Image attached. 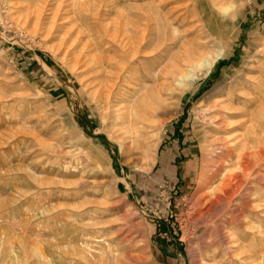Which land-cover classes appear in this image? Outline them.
I'll list each match as a JSON object with an SVG mask.
<instances>
[{
  "label": "rangeland",
  "instance_id": "obj_1",
  "mask_svg": "<svg viewBox=\"0 0 264 264\" xmlns=\"http://www.w3.org/2000/svg\"><path fill=\"white\" fill-rule=\"evenodd\" d=\"M149 26L139 96L116 107L144 97L136 131L96 61ZM263 73L264 0H0V264H264V152L198 214L220 160L264 148Z\"/></svg>",
  "mask_w": 264,
  "mask_h": 264
},
{
  "label": "bare ground",
  "instance_id": "obj_2",
  "mask_svg": "<svg viewBox=\"0 0 264 264\" xmlns=\"http://www.w3.org/2000/svg\"><path fill=\"white\" fill-rule=\"evenodd\" d=\"M147 21H150V17H148L147 18ZM127 24V23H126ZM148 24V23H147ZM150 24V23H149ZM127 26V25H126ZM151 26V25H150ZM150 26H149V30H148V32L147 31H145V29H143V32H141L140 31V33L139 34H137V35H131V34H129V33H126L125 34V36H124V39L122 40V49L121 48H119V49H121L122 51L120 52V58H118V59H115V61H107L106 60V58H104L103 56V58L104 59H102V60H99V59H96V57H95V59L93 58V60L94 61H96V60H99V61H96L97 63L96 64H98V65H100V63H101V65H105V67H111V68H114L115 70L113 71V72H115V73H113V75H111V77H113V79H115L114 81H116V82H114L111 86H109L108 88H106L105 89V92L104 93H102L104 96H105V98L104 99H106V101H107V104H109L110 105V98H112V96H115L116 97V99H121V100H119V102H118V104H115L114 102H112V103H114L113 104V110H112V112H108V114L110 115V117H115L116 115V118L117 119H120V121H121V124H127V123H133V124H135V127L134 128H136V131L138 130V128L139 127H137V125H139L140 124V121L142 122V120H140L141 118H142V112H141V109H140V104L143 102V100H144V97L142 98L143 100H139V104H137V103H132L131 105H124L123 107H122V105H121V107L120 108H116V107H118V105L119 104H121L123 101H124V99H125V101H127V100H131L132 101V99L138 94V93H140V88H139V85L141 84V82H142V79H143V77L140 75V76H135L133 73H134V71H133V66H134V64H136L137 62H139L138 60H139V55H138V53L139 54H141L142 52L141 51H144L145 49H147L148 47L150 48L152 45H153V32H154V30L152 29V28H150ZM143 28H144V26H143ZM147 28V27H146ZM148 29V28H147ZM146 29V30H147ZM120 34V33H119ZM124 34V33H123ZM112 38H114V36L112 37ZM115 41V40H114ZM117 49V48H116ZM157 49V48H156ZM163 49V48H162ZM104 50V49H103ZM117 51V50H116ZM160 51V50H159ZM161 52V51H160ZM142 55V54H141ZM156 55V54H155ZM150 56V55H149ZM115 58H117V56L115 57ZM154 58H156L155 56H154ZM216 60V59H215ZM213 61H209L208 62V68H210L212 65H213ZM150 69V68H149ZM132 71H133V73H132ZM145 74V73H144ZM264 74V73H263ZM245 76L246 77H248L246 74H245ZM110 83V82H109ZM116 83L118 84V83H120V86L118 87L117 85H116ZM129 83H131L132 85L130 86L129 85ZM111 84V83H110ZM261 83H259L258 84V87H259V85H260ZM115 86V87H114ZM234 87L236 88L237 87V85L235 84L234 85ZM262 87V86H261ZM260 87V88H261ZM104 88H105V86H104ZM103 88V89H104ZM122 89H124V92L126 91L127 92V95L126 96H122V93H121V91H122ZM145 90V89H144ZM142 91V90H141ZM230 93V92H229ZM137 96H139V95H137ZM237 96L235 95V94H233V92H232V94H229V96H228V99H226V101L228 102V104L226 105V103H225V105L226 106H224L223 105V108H224V110L225 111H220V113H222V114H220V115H218V117L217 118H215L214 120H215V122H216V124H221L222 125V123H226V121L227 120H229L227 117H230L231 116V114H232V111L234 110V104H235V101H234V99L236 98ZM258 97V96H257ZM238 98V97H237ZM242 98V97H241ZM251 98V97H250ZM136 99V98H135ZM259 99V98H258ZM238 100V99H237ZM247 100V99H246ZM246 100H243V102L244 101H246ZM255 100H257L256 98H255ZM113 101V100H112ZM118 101V100H117ZM142 101V102H141ZM248 101V100H247ZM249 101H252V100H250L249 99ZM260 101V100H259ZM262 101H263V99H262ZM261 101V104H259L258 106L259 107H261L262 106V108L264 109V102H262ZM128 102V101H127ZM134 102V101H133ZM151 102V101H150ZM126 103V102H125ZM252 103V102H251ZM254 103V102H253ZM106 104V105H107ZM154 104V103H153ZM217 104H220V106H221V102L220 101H216L215 100V105H217ZM222 104H224V102L222 103ZM247 104V103H246ZM107 106V109H111V105L110 106ZM212 105H214V104H212ZM248 105H249V102H248ZM251 105V104H250ZM257 105V104H256ZM154 106V105H153ZM152 107V106H151ZM155 107V106H154ZM219 107V106H218ZM214 108H215V106H214ZM151 109V108H150ZM156 110H157V108H155ZM209 109V108H208ZM220 109V108H219ZM263 109H261V110H258V111H260V113L259 112H256V115H253V116H251V118H250V120H248V121H251V123L250 124H248V121H245L244 122V124L246 123V125H247V128L246 129H252L256 124H258L257 123V121L259 120V116L260 115H262L261 113H263ZM144 110V109H143ZM142 110V111H143ZM155 110V111H156ZM218 110V109H217ZM235 111H237V110H235ZM244 111V110H243ZM242 111V112H243ZM147 112V111H146ZM146 112H144V113H146ZM229 113H231V114H229ZM245 113V112H244ZM146 114H149V111H148V113H146ZM235 115V114H234ZM238 115H239V113H238ZM263 116V115H262ZM104 117V116H103ZM232 121H230V123H231ZM235 123V122H234ZM234 123H232V124H234ZM150 124H152V123H150ZM215 124V123H214ZM236 124V123H235ZM234 124V125H235ZM244 124H242V125H244ZM262 125V124H261ZM218 126V125H217ZM257 126V125H256ZM145 126H143V128H144ZM231 127V126H230ZM135 130V129H134ZM217 130V129H216ZM216 130H214V131H216ZM219 130V129H218ZM217 130V131H218ZM226 130V129H225ZM229 130V129H228ZM233 130H234V128H233ZM220 131V130H219ZM231 132H233L232 131V129H231ZM227 133V132H226ZM256 134V133H255ZM251 135V134H250ZM253 135V134H252ZM252 135H251V138L252 139H254V137H252ZM262 135H263V133H262ZM258 136V135H257ZM218 137V136H217ZM245 137V136H244ZM224 138V137H223ZM223 138H221V139H223ZM247 138V137H246ZM219 139V138H218ZM239 140V139H238ZM221 141V140H220ZM249 141H250V139H249ZM253 141V140H252ZM258 141V140H257ZM147 142V141H146ZM251 142V141H250ZM232 143V142H231ZM230 143V144H231ZM237 143H238V141H237ZM236 143V144H237ZM243 143V147H241V151L238 153V160H237V162H239V166H236L235 168H225V167H227V165L226 166H223V161L222 160H220V162H221V164L219 163V165L216 167V169L215 170H213L214 172H216L218 175L220 174V178H219V182H210V183H208V184H210L209 185V188H208V190H207V192L205 193V195L206 196H203L202 197V199H201V201H203V202H201L200 203V208H199V215H202V217H204L203 216V214H208L209 216H210V212L213 210V208L215 207V206H218V204H220V200H221V198H222V195H220L219 193H222V190H225V191H230V190H228L227 188L229 187H231V186H229L228 184L231 182V181H233V180H231L230 181V178L232 177L233 179L234 178H240V181L243 179V178H245V176L242 178V176L245 174L244 173V171H240V169H239V167L241 166V167H243L244 169H248V168H252V165H251V163H253V162H251L250 160H249V155H252V154H254V153H259L258 155H263V152H264V148L262 147V146H258V148L256 149L255 148V150H249V148L252 146V145H250V147L249 146H247L244 142H242ZM235 145V144H234ZM123 146V145H122ZM220 146V145H219ZM223 147H227V151H224V150H222V151H224L222 154L225 156V155H229V154H231V153H233L232 152V150H233V148H232V144H231V146H225V145H222ZM254 146V145H253ZM217 147V146H216ZM221 148V147H220ZM237 152V151H236ZM235 153V152H234ZM222 154H220V155H222ZM235 156H236V154H234ZM255 155V154H254ZM216 156V155H215ZM218 156H219V154H218ZM220 157V156H219ZM229 157H234L233 155L231 156H229ZM247 157V158H246ZM257 157V156H256ZM221 158V157H220ZM260 158H261V156H260ZM215 159V158H214ZM217 159V158H216ZM215 159V160H216ZM227 159H229V158H227ZM234 159V158H233ZM255 159H257L258 160V158H255ZM263 159H264V157H263ZM224 160V159H223ZM251 160H254L253 159V155H252V159ZM216 161H219V160H216ZM228 161V160H227ZM236 161V160H235ZM261 162L263 161L262 159L260 160ZM218 163V162H217ZM236 163V162H235ZM256 163V162H255ZM260 163V162H259ZM254 164V163H253ZM263 164V163H262ZM234 165V164H233ZM236 165V164H235ZM250 165H251V167H250ZM258 165V164H257ZM254 166V165H253ZM259 167H260V165H258ZM223 168H225V171H222V169ZM238 168V169H237ZM251 171V170H250ZM250 171H249V173H250ZM259 172H261V168H260V170H257L256 169V171L255 170H253V174H254V176L253 177H258V174H259ZM247 173V172H246ZM252 173V172H251ZM262 173V172H261ZM252 174V175H253ZM213 175H214V173H213ZM247 175V174H246ZM205 176V175H204ZM208 176V175H207ZM217 175H214V177H216ZM250 176V175H249ZM262 176V175H261ZM242 178V179H241ZM255 178V179H256ZM259 178V177H258ZM248 179H249V177H248ZM210 180H212V179H210ZM245 180H246V178H245ZM258 181H259V179H258ZM239 182V181H238ZM237 183V182H236ZM241 183V182H240ZM247 183V182H246ZM235 184V183H234ZM244 184V183H243ZM253 184V183H252ZM205 185V184H204ZM232 185H233V183H232ZM236 186L238 185V184H235ZM232 187H235L234 185L232 186ZM240 187H241V184H240ZM246 187V186H245ZM244 187V188H245ZM250 188V187H249ZM227 189V190H226ZM246 189H248L247 187H246ZM233 190H234V188H233ZM217 191L219 192V193H217ZM225 191H223V193H225ZM239 191V190H238ZM237 190L235 191V192H238ZM241 191V190H240ZM248 192V191H247ZM207 193L208 194H210V196L209 195H207ZM230 193V192H229ZM240 193V192H239ZM242 193V192H241ZM244 193H245V191H244ZM250 193V192H249ZM232 194V193H231ZM204 195V194H203ZM234 195V194H233ZM239 195V194H238ZM244 195H246V194H244ZM215 196V198H213V197ZM231 196V195H230ZM230 196L229 197H227V198H230ZM235 199V198H234ZM250 199V197L248 198V200H247V203L246 204H249L251 201L249 200ZM228 200V199H227ZM245 200V199H244ZM230 201V200H229ZM209 202V203H208ZM244 202H246V200L244 201ZM260 202V201H259ZM258 202V203H259ZM262 202V201H261ZM209 205H208V204ZM223 203V202H222ZM242 203V202H241ZM244 204V203H243ZM242 204V205H243ZM247 205H245L244 207H246ZM249 206V205H248ZM247 206V207H248ZM253 207V206H252ZM259 207V206H258ZM242 209H244V208H242ZM249 209H251L250 208V206H249ZM253 209H254V207H253ZM247 210V209H246ZM216 212H217V210H216ZM212 213H214V212H212ZM239 213H241V214H243V212H239ZM234 214V213H233ZM244 214H245V212H244ZM243 214V215H244ZM208 215H207V217H208ZM243 215H241V216H243ZM206 216V215H205ZM213 216H215V214L213 215ZM240 216V217H241ZM234 217V216H233ZM239 217V216H238ZM205 218V217H204ZM235 218V217H234ZM233 219V218H232ZM243 219V218H242ZM237 220H239V219H237ZM241 220V219H240ZM244 222V220H241V223H243ZM246 221V220H245ZM231 222H233V220H231ZM239 222V221H238ZM235 227V226H234ZM260 227V226H259ZM252 228V227H251ZM254 228V227H253ZM245 229V228H244ZM257 229V228H256ZM261 230V229H260ZM234 232V231H233ZM263 233H264V231H263ZM260 236V235H259ZM262 236H263V234H262ZM237 244V243H236ZM240 246V245H239ZM239 252V251H238Z\"/></svg>",
  "mask_w": 264,
  "mask_h": 264
}]
</instances>
